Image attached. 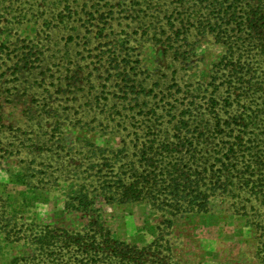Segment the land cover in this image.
<instances>
[{
  "label": "rangeland",
  "instance_id": "374dc122",
  "mask_svg": "<svg viewBox=\"0 0 264 264\" xmlns=\"http://www.w3.org/2000/svg\"><path fill=\"white\" fill-rule=\"evenodd\" d=\"M262 15L264 0H0V264L45 259L50 228L63 236L66 264L116 243L122 264H264V206L255 201L238 211L216 195L207 212L174 216L144 202L65 205L74 171L94 160L92 144L212 138L207 101L224 89L232 27ZM257 67L261 74L263 61ZM256 101L264 108L263 96ZM228 104L215 105L221 122L236 112Z\"/></svg>",
  "mask_w": 264,
  "mask_h": 264
},
{
  "label": "trees",
  "instance_id": "16d2710c",
  "mask_svg": "<svg viewBox=\"0 0 264 264\" xmlns=\"http://www.w3.org/2000/svg\"><path fill=\"white\" fill-rule=\"evenodd\" d=\"M234 18L223 14L220 19H228L232 25ZM261 19L262 23L257 20L245 28L241 24L232 27L236 33L230 37L235 40L228 50L230 58L224 64L229 73L220 83L224 89L216 86L212 92L215 94L207 101L206 112L214 114L212 117L217 122L210 124L208 120V124H198L197 128L201 132L210 124L212 138H195L194 134L191 138H136L135 144L127 146L124 142L115 149L92 144L87 157L94 160H89L84 168L85 164H80L74 171L71 177L76 182L66 195L65 205L81 212L92 210L99 199L107 203L144 202L174 216L207 212L210 199L222 195L234 199L238 211H247V204L252 201L264 206V125L261 124L264 108H259L256 101L264 97V69L258 74L257 67L260 61L264 63L263 15ZM253 50L258 58H251ZM223 96L228 97L222 99ZM229 98L236 112L221 122L215 105L220 110L226 108L230 106ZM230 131L238 133L234 138H213ZM209 158L213 159L210 164ZM101 159L106 163L102 164ZM233 173L236 178L232 177ZM104 230L99 225L92 238ZM43 236L45 241L41 242L39 252L46 258L35 259V255L30 260L34 264H66L59 259L62 245L57 244L63 236L53 235L51 228ZM82 236L75 233L73 238L81 253L85 251L80 247ZM120 245L124 246L116 243L106 255L91 251L84 258L85 264H104L103 257H108V264H122Z\"/></svg>",
  "mask_w": 264,
  "mask_h": 264
}]
</instances>
